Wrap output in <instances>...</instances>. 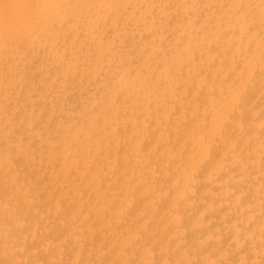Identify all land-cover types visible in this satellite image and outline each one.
<instances>
[{
	"label": "bare ground",
	"instance_id": "obj_1",
	"mask_svg": "<svg viewBox=\"0 0 264 264\" xmlns=\"http://www.w3.org/2000/svg\"><path fill=\"white\" fill-rule=\"evenodd\" d=\"M0 264H264V0H0Z\"/></svg>",
	"mask_w": 264,
	"mask_h": 264
}]
</instances>
